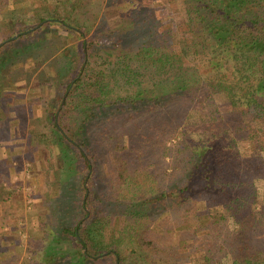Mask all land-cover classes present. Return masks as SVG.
Segmentation results:
<instances>
[{
	"label": "trees",
	"instance_id": "16d2710c",
	"mask_svg": "<svg viewBox=\"0 0 264 264\" xmlns=\"http://www.w3.org/2000/svg\"><path fill=\"white\" fill-rule=\"evenodd\" d=\"M183 2L182 22L172 15L156 19L152 13L154 18L138 28L146 30L137 31V45H126L121 36L110 44L84 38L82 61L66 66L63 76L72 75H67L62 109L48 119L62 169L69 174L49 196L56 224L45 236L50 240L45 251L52 254L44 264H106L109 259L113 264H178L168 257L174 245L163 248L146 238L149 226L144 220L124 228L110 244L104 240L100 215L105 218L107 208H99L105 198L92 178L93 161L99 157L94 137L101 134L104 143L108 133L120 182L138 186L142 200L130 203L123 213L153 220L169 209L193 208V217L180 224L183 232L228 226L223 238L240 250L233 264H264V196L258 186L264 182V0ZM55 9L19 37L47 34L45 22L85 36L79 20ZM121 13L122 23L131 20L134 28L139 26L134 7L127 5ZM95 46L110 53L104 70L89 67ZM111 47L120 50L115 60ZM111 113L121 115L110 130ZM96 122L104 124L99 133L94 131ZM130 132L140 145L132 144ZM243 143L254 153L247 154ZM149 153L155 160H145ZM80 160L86 174L78 171ZM183 232L179 243L185 246ZM125 237L135 244L130 252L121 246ZM224 249L222 244L210 245L192 256L217 263L213 256ZM162 251L165 256H152Z\"/></svg>",
	"mask_w": 264,
	"mask_h": 264
},
{
	"label": "rangeland",
	"instance_id": "374dc122",
	"mask_svg": "<svg viewBox=\"0 0 264 264\" xmlns=\"http://www.w3.org/2000/svg\"><path fill=\"white\" fill-rule=\"evenodd\" d=\"M127 5L138 12L134 15L140 22L137 28L132 26L131 20L122 23L121 12ZM55 8L59 15L68 14L70 19L79 20V24L84 27L85 36L82 38L78 32L69 31L62 24L48 26L45 22L44 26L49 31L47 34L35 32L32 36L19 37L23 34L22 31L34 29L41 17H49L50 11L56 10ZM184 10L183 0H0V264H44L45 259L52 254L45 251L48 246L46 244L50 242L45 236L49 233L48 229L51 230L56 224V217L52 212L55 205H51L49 196H54L55 191L60 190V180L69 173L62 169L65 164L58 157L59 149L52 141V123L48 116L55 110L62 109L65 85L69 79L67 75H72L69 73L63 76V73L70 63L75 66L82 61L83 39H97L110 44L121 36L126 45L130 42L136 44L137 31L146 30L138 28L146 23L143 20L154 18L152 13L156 19L172 15L182 22ZM124 26L127 29H122ZM16 34L17 37L12 38ZM111 48L115 60L120 50ZM107 49L104 46L91 49V69L107 68L110 54ZM59 77L62 85L58 84ZM217 98L222 101L224 95L219 93ZM102 110L107 112L108 108ZM119 115L121 113H111L112 118L107 122L110 130L117 126ZM122 115L125 113L122 112ZM97 124L98 122L94 124V131L99 133L104 124ZM130 134L132 144L140 145V142H136V135L132 132ZM100 136L101 134H97L94 137L99 157L93 161L95 168L92 183L98 194L105 198L99 205L100 209L107 208V216L103 218L100 215L105 241L110 244V241L120 238L124 228L138 226V220H144L149 226L145 234L147 239L163 248L174 245V249L168 250L171 263L205 264L201 261L202 256L192 254L204 251L210 245L222 244L225 246L224 251L213 256L218 262L211 264H233V260L239 257L240 250L235 243L224 240L223 235L228 226L225 228L212 224L200 232L184 231L186 245H180L179 239L183 232L180 224L186 217H193V208L169 209L168 213L158 215L153 220L143 215L123 213L129 209L130 203L140 204L142 201L139 199V187L120 182L113 161L109 137L111 134L103 137L106 138L104 143L103 139L100 141ZM243 144L247 154L254 153L246 143ZM121 154L128 157L126 152ZM150 155L152 153L145 155L146 161L155 160ZM77 167L79 172L86 174L87 169L82 160ZM85 185L89 184L85 182ZM258 186L263 198L264 182L258 181ZM52 202L55 204V201ZM115 202L122 205H113ZM168 214V219H165ZM234 225L235 222L230 221L229 228ZM120 242L125 247V252H130L135 245L128 237ZM65 245L63 242V250L68 247ZM165 254L162 251L152 256L159 258ZM57 256H60L59 253ZM106 264L113 263L109 259Z\"/></svg>",
	"mask_w": 264,
	"mask_h": 264
},
{
	"label": "water",
	"instance_id": "95a60500",
	"mask_svg": "<svg viewBox=\"0 0 264 264\" xmlns=\"http://www.w3.org/2000/svg\"><path fill=\"white\" fill-rule=\"evenodd\" d=\"M14 37H17V34H16V35H14V36H12V38H14Z\"/></svg>",
	"mask_w": 264,
	"mask_h": 264
},
{
	"label": "crops",
	"instance_id": "0c3cea01",
	"mask_svg": "<svg viewBox=\"0 0 264 264\" xmlns=\"http://www.w3.org/2000/svg\"><path fill=\"white\" fill-rule=\"evenodd\" d=\"M16 237V236H15ZM21 251V250H20Z\"/></svg>",
	"mask_w": 264,
	"mask_h": 264
}]
</instances>
